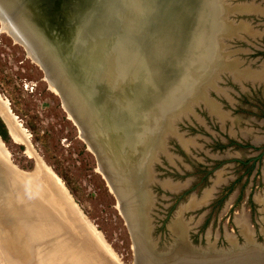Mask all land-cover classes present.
I'll return each instance as SVG.
<instances>
[{
  "label": "water",
  "instance_id": "95a60500",
  "mask_svg": "<svg viewBox=\"0 0 264 264\" xmlns=\"http://www.w3.org/2000/svg\"><path fill=\"white\" fill-rule=\"evenodd\" d=\"M0 24L94 154L128 227L131 264H264V191L255 198L258 231L238 225L239 235L222 240L206 233L195 241L198 220L186 218L211 198L222 172L162 231L152 196V176L176 167L175 152L205 151L189 132L207 126L201 113L235 136L239 123L224 110L236 104L231 93L264 89V60L249 57L264 41V0H0ZM246 128L242 137L260 141ZM27 173L0 136L2 264H122L59 178L43 173L53 192L45 199Z\"/></svg>",
  "mask_w": 264,
  "mask_h": 264
},
{
  "label": "rangeland",
  "instance_id": "374dc122",
  "mask_svg": "<svg viewBox=\"0 0 264 264\" xmlns=\"http://www.w3.org/2000/svg\"><path fill=\"white\" fill-rule=\"evenodd\" d=\"M257 45L258 50L249 57L264 60V41L261 40ZM231 94L236 104L234 108L225 106L224 110L230 111V115L239 123V126L234 127L235 136L231 135L228 126L220 128L211 123L204 113L200 117L207 121V129L192 127L189 132L197 136L201 145L204 144L205 151L224 149L231 154L222 157L228 159L235 156L246 162L264 149V89L248 86L244 93ZM0 97L7 102L17 123L27 133L22 134L27 138H24L25 142L15 141L11 136L9 142H4L12 163L20 169L32 171L39 160L41 166L52 170L62 184L68 187L69 193L104 236L120 262L131 264L133 248L128 227L117 209L115 195L97 171L94 154L80 138L76 125L60 106V102H57L56 98L60 100L58 95L49 89L43 71L28 58L22 46L1 29ZM245 127L253 134H258L260 141L253 142L250 136L242 137L238 131ZM219 144L222 146L219 147ZM199 153V159L207 162L202 167H212L213 162H221L218 157L209 158L201 151ZM188 159L185 165L189 163L192 166L193 161ZM250 164L229 161L217 169V173L222 172V175L230 176V179L223 185V191L221 189L222 192H217V196L197 212V227L204 235H215L219 240L225 235L235 237L239 235L238 225L246 224L250 228L249 223H253L254 219L259 222V213L256 212L259 206L251 202L250 198L251 195L256 196L264 191V157L253 164L254 167ZM29 165L31 168L27 169ZM201 168L190 169L188 173L194 176ZM196 175L201 177V173ZM209 184L206 179L194 192L187 191L182 199L183 203L192 197L198 198L199 191L207 189ZM251 209H255V212ZM248 213L254 218H246ZM2 263L0 258V264Z\"/></svg>",
  "mask_w": 264,
  "mask_h": 264
},
{
  "label": "flooded vegetation",
  "instance_id": "af4514ba",
  "mask_svg": "<svg viewBox=\"0 0 264 264\" xmlns=\"http://www.w3.org/2000/svg\"><path fill=\"white\" fill-rule=\"evenodd\" d=\"M59 102H60V106H62L61 100H59ZM237 126H239V124ZM220 138H222V137H220ZM252 140H254V139H252ZM220 146H222V145L219 144V147ZM201 152L203 154H205V156H208L209 158H211V157L217 158L218 157V158H220L221 162H218V164L213 162L212 164H214V166H212V167L211 166L210 167H202L203 165L206 166L207 162H203L204 159H201V158L199 159V154H200L199 151H194V152H191L189 154L181 152V151H177V152H175L178 155V157L176 159V167H167V168H161L160 167V168H157V170H156L158 173L156 175L153 174L154 175V176H152L153 181H155V178L157 177V179H156L157 181H155V185L153 186V190H152V196H154L153 198L155 201L154 219L160 225L158 227L156 226L157 231L158 230L162 231V230L166 229V225L169 222L170 218L174 217L177 209L184 204L182 199H183V197L187 191L194 192L195 190H197V188L200 187V185L206 179H208V181L210 183L209 187H207V189L214 185L213 183L215 181V178H217L216 173L221 168L220 167L221 164H223V166H224L227 162L231 161V162H242V164H245V165H247L248 163H251L253 166V164H255L256 162H259L264 157V154H262V152H260L258 155L253 156L248 161L243 162L240 159H238L237 157L231 156V155H229L231 157L228 159L224 158L229 153V152L225 151L224 149H221L218 151L207 150V151H201ZM229 154H231V152ZM222 156H224V157H222ZM188 158H190L193 161V162H191L193 167L190 166L189 163H188V165H185V162H187L189 160ZM221 158H223V159H221ZM252 166H250V168H252ZM193 168H201V169H198V171L195 173L194 176H190V173H188V171L190 169H193ZM50 171H52V170H50ZM197 173H201V177H200V175H196ZM220 179H221V181H219V185L216 186L214 192H212L211 198L209 200H207V202L205 203L206 205L209 202H211V200H213V198L215 196H217V194H218L217 192L221 191V189L223 188V185H225L226 180L230 179V176L223 174L220 177ZM159 180L161 182L162 181L164 182V180H168L169 183L171 185H173V187H170V188L166 187L165 188V186H163V185H162L163 187H161V186L157 185V183H159ZM63 186L68 190V187H66V185H63ZM178 187H179V189H178ZM176 189H178V190H176ZM205 191H206V189L199 191V194L197 195L198 199L204 194ZM222 191H223V189H222ZM68 192H70V191H68ZM69 194L71 195V193H69ZM258 195L257 194H256V196H255V194L253 196L251 195L252 198H250L251 199L250 201L253 202L255 205L259 206V204L255 200V198ZM72 198L78 204L77 200L73 196H72ZM188 201L189 200H187L186 202H188ZM205 204H203L197 210L193 211L194 213L191 211L190 212L188 211L186 214V218H194V220H197V218H199V216L197 215V212L201 208H203ZM117 209H118V204H117ZM259 209H260V206L258 209H256V212L259 213V216H260V217L258 216L257 218H261V212L259 211ZM251 211L255 212V209L254 210L251 209ZM83 212L85 213L84 210H83ZM119 212H120V210H119ZM121 217L123 218L122 215H121ZM246 218H249V220H251V218H254V216L252 214L248 213ZM249 226H251L250 228L253 229L254 231H256V232L258 231V224L256 222V219L253 220V223L252 222L249 223ZM192 236H194V239L196 241L198 239V236L203 237L204 234L202 233L201 229L199 227H197L195 229L194 233L192 234Z\"/></svg>",
  "mask_w": 264,
  "mask_h": 264
},
{
  "label": "bare ground",
  "instance_id": "6f19581e",
  "mask_svg": "<svg viewBox=\"0 0 264 264\" xmlns=\"http://www.w3.org/2000/svg\"><path fill=\"white\" fill-rule=\"evenodd\" d=\"M4 24L7 25L8 28H11L10 23L4 22ZM9 111H10V108H9V105L7 104V102L4 100L0 101V114L3 116L5 122L9 126V130L11 131L12 138L18 142H25V139H27V138H26V136H24V137L22 136L23 132L21 131V126L19 125V123L14 122L15 118L14 117H13L14 119L11 118V116L9 115ZM215 111L217 112L216 108H215ZM11 114H12V112H11ZM12 116H14V115L12 114ZM37 161H38V163H37L36 167H34L33 172L29 171L30 173L25 174V179H26L25 181H27L30 184L32 183V185H34V188H35L37 194L41 195L43 198L46 197L45 199H49L52 197L53 192H52V189L50 187H48L44 182H42V181H44V179L42 178L43 173L47 174V178H50L51 182H54L56 184V182L58 183V181L55 180V178H54L55 174L52 171H50L49 169H46L45 166H41L40 165L41 162L39 163V160H37ZM44 170H45V172H44ZM168 185H170L169 187H173V185H171V184H168ZM243 225H245V224H243ZM24 251L27 253V250H24Z\"/></svg>",
  "mask_w": 264,
  "mask_h": 264
},
{
  "label": "trees",
  "instance_id": "16d2710c",
  "mask_svg": "<svg viewBox=\"0 0 264 264\" xmlns=\"http://www.w3.org/2000/svg\"><path fill=\"white\" fill-rule=\"evenodd\" d=\"M51 96H53V95L51 94ZM56 100H57V102H59V99L56 98ZM0 136L5 143L10 141V135L8 133V129L5 125V123L3 122V120L1 119V117H0ZM26 168L27 169L31 168V165L27 166Z\"/></svg>",
  "mask_w": 264,
  "mask_h": 264
}]
</instances>
